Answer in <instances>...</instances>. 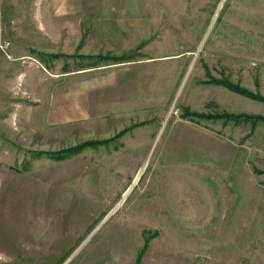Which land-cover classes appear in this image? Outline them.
Masks as SVG:
<instances>
[{
	"label": "rangeland",
	"instance_id": "obj_1",
	"mask_svg": "<svg viewBox=\"0 0 264 264\" xmlns=\"http://www.w3.org/2000/svg\"><path fill=\"white\" fill-rule=\"evenodd\" d=\"M37 23L84 31L73 43L105 30L86 62L112 68L106 86L59 96L64 127L0 87V264H264V122L182 116H264L205 82L264 96V0H0L11 43ZM87 140L107 142L37 154Z\"/></svg>",
	"mask_w": 264,
	"mask_h": 264
},
{
	"label": "crops",
	"instance_id": "obj_2",
	"mask_svg": "<svg viewBox=\"0 0 264 264\" xmlns=\"http://www.w3.org/2000/svg\"><path fill=\"white\" fill-rule=\"evenodd\" d=\"M37 24L33 27L37 28L33 32L34 41L31 39V30L26 31L21 38L12 36L10 53L13 59L10 60L0 56V87H3L5 93L8 91H24L28 93L27 95L32 99L27 101H29L30 105L35 104L36 106L34 112L42 110L43 115L51 117L50 123L44 122V128L49 129V125H57V127L69 126L74 121L68 118L58 119V114H55V109L59 105V96H63V93L76 89L86 93V91L97 86L102 87L108 84L106 73L108 68H112L109 67L111 65L86 62L92 59V56H97L101 52V44H103L101 43V39L104 40L106 38L105 30L102 32L101 30H97L92 33L89 30L84 40H81L78 36L76 42L73 43L76 35H83L84 31H45L41 30V28H45L46 26ZM93 24L89 23L83 26L77 23L73 28H101ZM51 27L64 29L68 26L57 24L55 26L51 25ZM72 43L74 44L73 47ZM75 48L77 49L78 53L76 54L78 56H73L74 52H76ZM57 53L67 56L57 58H50L48 56L49 54ZM63 59H75L76 63H66L64 66L60 62ZM48 60H51V62H48ZM94 77L98 78L97 83L92 82V80H95ZM84 80H88V83H85ZM16 98H19V100L23 99L21 96L15 97V95H10L11 106L14 105ZM62 114L60 113L58 116ZM69 115H74L73 111H70ZM103 123V131H106L108 126L105 124L106 122ZM33 125L36 132H39L40 129L43 130L41 127L42 123L40 124L35 121Z\"/></svg>",
	"mask_w": 264,
	"mask_h": 264
},
{
	"label": "trees",
	"instance_id": "obj_3",
	"mask_svg": "<svg viewBox=\"0 0 264 264\" xmlns=\"http://www.w3.org/2000/svg\"><path fill=\"white\" fill-rule=\"evenodd\" d=\"M60 56H64L62 54H51L49 55L50 58H57ZM67 56V55H65ZM119 59H123V57H114V60H119ZM205 82L210 83V84H217V85H221L225 88H227L228 90L237 93L239 95L248 97L250 99L253 100H257L260 102L264 103V96L259 94V93H255L250 91L249 89H246L242 86H240L239 84L233 83L231 81H229L227 78H223V79H217L215 77H211L210 79L206 80ZM183 117H193V116H200V117H204V118H219V119H223L224 121L227 120H233V122L235 123H240V122H248L250 121L252 125L256 124L257 122H264V116L261 115H250V114H246V113H240V114H234V113H216V114H208V113H204L203 112H197V111H191L189 109H185L183 115ZM125 128L121 131H119L115 137L121 136L122 134H124L128 129ZM107 142V140H87L81 143H77L73 146L67 147V148H63L61 150L58 151H38L37 154L41 155L44 154L46 156H48L51 159L54 160H64L66 158H69L70 156L77 154L79 152H81L84 148L86 147H97L100 144H103ZM148 239V238H147ZM146 239V242H147ZM146 246V243L145 245ZM142 253V252H141ZM140 253V255H141ZM139 255V256H140ZM137 261H139V257L137 258Z\"/></svg>",
	"mask_w": 264,
	"mask_h": 264
},
{
	"label": "built area",
	"instance_id": "obj_4",
	"mask_svg": "<svg viewBox=\"0 0 264 264\" xmlns=\"http://www.w3.org/2000/svg\"><path fill=\"white\" fill-rule=\"evenodd\" d=\"M10 49H11V42L9 41V39L4 37L3 29L0 25V56H3L6 59H10V60L13 59L10 53Z\"/></svg>",
	"mask_w": 264,
	"mask_h": 264
}]
</instances>
